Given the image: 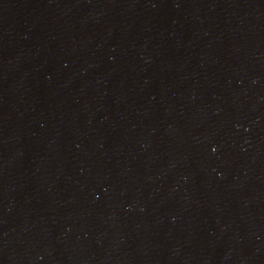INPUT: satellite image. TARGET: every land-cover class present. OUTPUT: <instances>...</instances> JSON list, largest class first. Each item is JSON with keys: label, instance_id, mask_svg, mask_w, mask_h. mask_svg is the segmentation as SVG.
Segmentation results:
<instances>
[{"label": "water", "instance_id": "water-1", "mask_svg": "<svg viewBox=\"0 0 264 264\" xmlns=\"http://www.w3.org/2000/svg\"><path fill=\"white\" fill-rule=\"evenodd\" d=\"M0 264H264V0H0Z\"/></svg>", "mask_w": 264, "mask_h": 264}]
</instances>
